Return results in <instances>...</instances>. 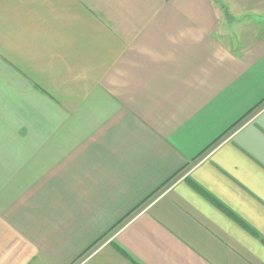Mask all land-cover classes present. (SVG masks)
I'll return each mask as SVG.
<instances>
[{
    "label": "crops",
    "instance_id": "1",
    "mask_svg": "<svg viewBox=\"0 0 264 264\" xmlns=\"http://www.w3.org/2000/svg\"><path fill=\"white\" fill-rule=\"evenodd\" d=\"M0 264H264V0H0Z\"/></svg>",
    "mask_w": 264,
    "mask_h": 264
},
{
    "label": "rangeland",
    "instance_id": "2",
    "mask_svg": "<svg viewBox=\"0 0 264 264\" xmlns=\"http://www.w3.org/2000/svg\"><path fill=\"white\" fill-rule=\"evenodd\" d=\"M236 20H238V19H236ZM222 22H223V26L227 29V30H229V27H228V20L223 16V19H222Z\"/></svg>",
    "mask_w": 264,
    "mask_h": 264
}]
</instances>
